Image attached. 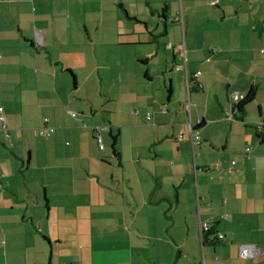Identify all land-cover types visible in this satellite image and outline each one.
Segmentation results:
<instances>
[{
	"label": "crops",
	"instance_id": "1",
	"mask_svg": "<svg viewBox=\"0 0 264 264\" xmlns=\"http://www.w3.org/2000/svg\"><path fill=\"white\" fill-rule=\"evenodd\" d=\"M211 1L0 0V264H264V0Z\"/></svg>",
	"mask_w": 264,
	"mask_h": 264
},
{
	"label": "built area",
	"instance_id": "2",
	"mask_svg": "<svg viewBox=\"0 0 264 264\" xmlns=\"http://www.w3.org/2000/svg\"><path fill=\"white\" fill-rule=\"evenodd\" d=\"M217 0L215 1H211L210 3L212 5H216L217 4ZM175 20L179 21L180 22V25L183 29V20H182V12L181 10L178 11V14L177 16L175 17ZM171 44H169L170 46ZM182 48L184 49L183 47V41H182ZM184 54V53H183ZM176 69L179 68L178 65L175 66ZM200 75V71H196L195 73L192 74V77L193 78H196ZM189 89H190V85H189V81L186 77L185 79V90H186V98H185V101H184V106H185V110H186V113H187V122H186V129H187V133H188V137L190 139V142L193 144L194 141L198 140L199 139V135L197 133V131L195 130V125L193 124L192 120H191V106H192V102L190 101V98H189ZM240 98H242V96L238 93V92H233L232 93V99L233 101H238ZM161 112H163L164 110L161 109L160 110ZM72 115H75V113H72ZM146 119H150V114L147 113V116H146ZM0 120H2V125H1V129L2 130H5V137L8 139L9 138V135L7 133V125H6V120H5V117L0 115ZM200 120H197L196 121V125L197 124H200ZM53 127H49V126H45L41 129H39V134H45L46 131H50L52 132L53 131ZM99 129H95V139L97 141V144H98V147L100 150H103L104 149V145H103V142H102V137L100 136L99 132H98ZM182 134L179 135V137H181ZM250 151V147H247L245 149V152H248ZM232 164L234 163V161L231 162ZM201 229L202 231H207L208 229H210V226L208 225V223H203L201 225ZM219 239L222 238V235L219 234L218 235ZM259 247L255 244H243V245H240L239 246V256L240 257H258L259 256Z\"/></svg>",
	"mask_w": 264,
	"mask_h": 264
},
{
	"label": "trees",
	"instance_id": "3",
	"mask_svg": "<svg viewBox=\"0 0 264 264\" xmlns=\"http://www.w3.org/2000/svg\"><path fill=\"white\" fill-rule=\"evenodd\" d=\"M187 79L189 81V85H190V89H189V95H190V92L192 91H196V90H199L200 91V88H201V83L197 80V77L196 78H189L187 76ZM255 92H256V88L254 86H251L248 91H247V94L246 95H242L239 94L242 96V98H240L238 101H233V107L234 109L238 112V114H236V118H239V119H242L244 114H245V108H246V105L249 104L255 97ZM233 100V99H232ZM2 116H4L3 114H0ZM2 121V120H1ZM2 125V124H1ZM7 125V124H6ZM197 126V125H196ZM261 127H258V130L259 132L261 133V135H263L264 132H262L264 130V125H260ZM1 129V128H0ZM95 130V129H94ZM99 132V130H98ZM7 133L9 135V132H8V129H7ZM100 134V133H99ZM10 136V135H9ZM182 136V135H181ZM5 140L6 142H9L10 141V137L7 139L5 137ZM110 140H111V149H112V152L115 154L116 152V145H117V135H111L110 137ZM249 152V151H248ZM248 152H245V153H248Z\"/></svg>",
	"mask_w": 264,
	"mask_h": 264
},
{
	"label": "rangeland",
	"instance_id": "4",
	"mask_svg": "<svg viewBox=\"0 0 264 264\" xmlns=\"http://www.w3.org/2000/svg\"><path fill=\"white\" fill-rule=\"evenodd\" d=\"M183 32H184V29H183ZM254 57L257 58L258 57V54L256 52H254ZM246 67V66H245ZM116 86V85H115ZM183 88V87H182ZM183 94H184V88H183ZM131 113H134V111H131Z\"/></svg>",
	"mask_w": 264,
	"mask_h": 264
}]
</instances>
